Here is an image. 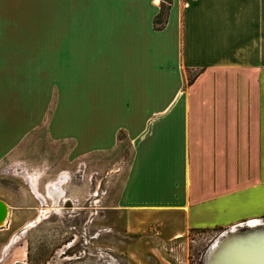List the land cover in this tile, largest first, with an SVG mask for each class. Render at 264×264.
I'll return each instance as SVG.
<instances>
[{
    "label": "crops",
    "instance_id": "0c3cea01",
    "mask_svg": "<svg viewBox=\"0 0 264 264\" xmlns=\"http://www.w3.org/2000/svg\"><path fill=\"white\" fill-rule=\"evenodd\" d=\"M161 3L0 0V165L128 148L127 264L264 215V0H171L156 30Z\"/></svg>",
    "mask_w": 264,
    "mask_h": 264
},
{
    "label": "rangeland",
    "instance_id": "374dc122",
    "mask_svg": "<svg viewBox=\"0 0 264 264\" xmlns=\"http://www.w3.org/2000/svg\"><path fill=\"white\" fill-rule=\"evenodd\" d=\"M129 158L130 150L120 148L74 162L60 173L49 171L50 161L44 157L32 158L30 166H25L14 155L0 165V200L8 206V218L0 225V264H127L129 240L121 228L122 217L109 208ZM60 178L65 180L64 194L47 197L48 184ZM35 179L44 200L31 188ZM42 209L47 212L41 220L21 234ZM258 210L257 205L246 208V212ZM229 229L190 231L163 244L161 254L170 264H206L213 244Z\"/></svg>",
    "mask_w": 264,
    "mask_h": 264
},
{
    "label": "bare ground",
    "instance_id": "6f19581e",
    "mask_svg": "<svg viewBox=\"0 0 264 264\" xmlns=\"http://www.w3.org/2000/svg\"><path fill=\"white\" fill-rule=\"evenodd\" d=\"M63 183H65V180L60 178V180L48 184L47 197L51 198L53 195L61 197L64 194L61 188ZM31 188L40 199L44 200L36 189V179L31 184ZM46 212V209H42L40 217L27 223L26 227L23 229V233L39 222ZM7 215V206L4 202L0 201V225L4 223ZM260 224H264V219L254 218L231 226L230 229L221 235V238L213 244L211 252L208 254L206 264H264V237L251 235L244 242L240 241L238 238L241 228H253ZM230 231L232 235L226 237V234ZM224 237H226V239L221 241Z\"/></svg>",
    "mask_w": 264,
    "mask_h": 264
},
{
    "label": "water",
    "instance_id": "95a60500",
    "mask_svg": "<svg viewBox=\"0 0 264 264\" xmlns=\"http://www.w3.org/2000/svg\"><path fill=\"white\" fill-rule=\"evenodd\" d=\"M232 232L226 234V237L231 236ZM256 236V237H264V224L256 225L255 227H244L241 228L239 231L238 238L240 241L244 242L246 241L249 236ZM226 237H224L221 241L225 240Z\"/></svg>",
    "mask_w": 264,
    "mask_h": 264
},
{
    "label": "trees",
    "instance_id": "16d2710c",
    "mask_svg": "<svg viewBox=\"0 0 264 264\" xmlns=\"http://www.w3.org/2000/svg\"><path fill=\"white\" fill-rule=\"evenodd\" d=\"M170 4H171V0H162L160 12L154 20V28L156 30H160L165 26L167 12H168Z\"/></svg>",
    "mask_w": 264,
    "mask_h": 264
}]
</instances>
